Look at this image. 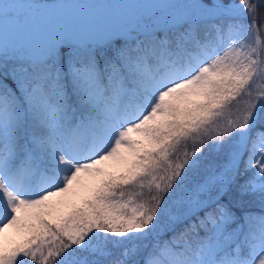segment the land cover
<instances>
[{"label":"snow or ice","instance_id":"1","mask_svg":"<svg viewBox=\"0 0 264 264\" xmlns=\"http://www.w3.org/2000/svg\"><path fill=\"white\" fill-rule=\"evenodd\" d=\"M262 10L0 0V264H264Z\"/></svg>","mask_w":264,"mask_h":264},{"label":"rangeland","instance_id":"2","mask_svg":"<svg viewBox=\"0 0 264 264\" xmlns=\"http://www.w3.org/2000/svg\"><path fill=\"white\" fill-rule=\"evenodd\" d=\"M237 2H238V0H237ZM255 90V89H254ZM227 117H228V113L226 112V115H225V117H223V118H221V123H224L225 121H226V119H227ZM207 149H205V151H206Z\"/></svg>","mask_w":264,"mask_h":264},{"label":"trees","instance_id":"3","mask_svg":"<svg viewBox=\"0 0 264 264\" xmlns=\"http://www.w3.org/2000/svg\"><path fill=\"white\" fill-rule=\"evenodd\" d=\"M262 11H264V10H262ZM253 94L255 95V90H254ZM189 150H191V146H189Z\"/></svg>","mask_w":264,"mask_h":264}]
</instances>
